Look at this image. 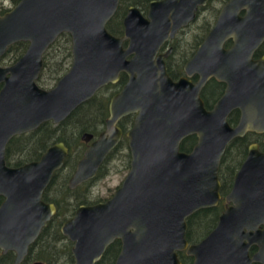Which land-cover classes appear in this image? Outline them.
I'll return each mask as SVG.
<instances>
[{"label":"water","instance_id":"water-1","mask_svg":"<svg viewBox=\"0 0 264 264\" xmlns=\"http://www.w3.org/2000/svg\"><path fill=\"white\" fill-rule=\"evenodd\" d=\"M119 1L18 0L0 14V56L13 43L28 42L13 65L0 66V194L5 198L0 249L17 252L13 264L23 260L55 212L40 197L67 154L58 142L38 161L11 168L4 161L7 142L43 121H62L125 72L127 82L110 98L105 132L91 142V134L82 136L89 143L69 186L95 176L118 141L121 131L115 123L135 113L128 132L130 168L111 198L79 206L62 224V234L74 242L75 264H96L115 239L121 248L114 264H180L177 252L183 250L193 257L192 264H264V152L255 145L234 174L225 197L231 204L215 227L196 243L186 238L187 217L218 203V171L228 143L247 131L264 132V57L252 58L264 40V0L222 5L185 65L188 75L199 74L196 83L186 77L173 81L157 51L208 0H153L146 17L130 5L123 34L116 36L106 24ZM64 32L71 37V66L53 87L41 88L36 79L42 55ZM228 39L232 44L225 47ZM209 78L225 87L206 109L200 89ZM234 110L239 119L231 125L228 116ZM191 134L197 137L192 149L180 150ZM252 245L258 248L250 256Z\"/></svg>","mask_w":264,"mask_h":264},{"label":"flooded vegetation","instance_id":"flooded-vegetation-1","mask_svg":"<svg viewBox=\"0 0 264 264\" xmlns=\"http://www.w3.org/2000/svg\"><path fill=\"white\" fill-rule=\"evenodd\" d=\"M121 1L122 0L119 1V5ZM151 1L153 0H141L140 3H138V6L135 5L140 10L141 14L145 17L148 13L149 4ZM226 1L227 0H222L219 2L220 4L218 3L219 6H216L217 13L212 23V26L217 18L220 8ZM208 3H209V0L207 1L205 5L198 6L195 19L193 21H190L187 25L179 28V30L175 33V35L172 38L170 37L167 40H165L163 44L160 46L159 50L157 51V55L162 56V60L164 61V65L166 67V72L173 81H178L181 77H186L190 79L193 83H196L199 79V74L197 72H194L191 75H188L185 71V65L194 55L199 44L202 42L207 32L211 29V28L208 30L206 29L208 22H206L205 19L202 23H200V25L197 24V21L200 18L199 17L200 14H202L203 10L207 8ZM119 5H118V8H119ZM130 5L132 4L127 5L126 10L124 11V14L122 15V18H121L122 33L114 34L107 28L112 34L116 36H120L123 34L122 20H123L124 15L126 14L127 8ZM244 13H245L244 9L239 11V15H243ZM113 16L110 18L109 21H111ZM107 24H106V27H107ZM192 26H194L193 31L191 30ZM18 42H25V41H18ZM18 42H15V43H18ZM184 42L185 44L183 46ZM25 44H26V47L18 48V50L17 48L10 49L9 48L11 46L10 45L7 51L2 56H0V66L6 67V66L13 65L25 53L27 46H28V42H25ZM126 44H127V40H124L123 46L125 47ZM231 44H232V40L228 39L224 43V46L229 47ZM45 52L42 55L43 66L36 79V83L38 84V86H40L38 82L39 77H41L44 72ZM262 57H264V40L258 45V47L254 50L252 54V58L254 60L260 59ZM71 61H72V52H71ZM121 78H124V80L122 82V85H120V87L118 88V90H115L113 93L108 92L107 94L103 92L105 87H107L109 84L118 83L119 80H122ZM127 79H128L127 74L125 72H122L117 82L108 83L102 86L93 95L94 97L98 98L97 100H99L97 102V107H98V103L102 104L103 102L100 100H103L104 97L106 98V112L101 111V110H100L101 112L100 111L98 113L95 112L94 114L95 116L92 117L91 121H89L88 123H85L84 126L87 128L81 130V133L78 139V141L80 140L83 147L80 150V153L77 157H76V115L70 118L72 121L66 122V119L68 117H70L73 113H76V108L65 119H63L60 122H54L52 120L43 121L34 129H31L21 134L14 135L7 142L5 153H4V161L6 165L11 168L20 167L25 164L38 161L41 158V156L44 154L47 148H49L50 146L58 142H62L67 148V154L65 155L63 164L59 168L53 171L52 178L50 182L47 184V186L43 189L41 197H40V200L43 203L52 204L55 208V212L50 217V219L46 222V224L41 227L38 236L29 244L28 252L19 264H34L35 262H40L42 264H49V262L44 260L42 256L49 252L48 243H49L50 237H51V241L57 245L58 253L59 255L61 254L60 257L61 256L63 257V264H69V263L75 264V259H74V255L72 252V247L74 245V242L71 239H69L66 235L62 234L61 226L65 221H67L68 219L74 216L76 209L79 206L93 205L98 202H104L108 200L109 198H111L113 194L115 193L116 189L120 186L124 176L127 174L130 168L131 153H130V147H129L130 138L128 136V132L133 127V124H134L133 119H134L135 113L126 114L122 116L121 118H119L117 122L115 123V126L121 131L118 141L116 142L115 146L107 153V155L102 160V162L99 164L95 176L82 182L81 184L73 188L69 186V182H70L72 175L74 174L76 165L78 161L80 160L88 143L93 140L98 139L100 137V134L105 132L106 120L108 119L110 115L109 108H108L110 98L122 88V86L127 82ZM58 80L59 79H57V81ZM56 82L54 84H56ZM213 82L218 83L221 87V90L218 92V94L214 91L209 90V88H211L210 84ZM54 84L50 86L53 87ZM50 86L48 85V87H45V88L41 86L40 87L44 89H49L51 88ZM224 87H225V84L217 81L215 78H209L205 82V84L200 89V97L202 98L206 109L212 108L214 103L222 95L224 91ZM93 96L91 98H93ZM208 100H212V103L209 106L208 104H206V101ZM100 108H103V106H100ZM232 114H233V119L230 122L229 117ZM238 119H239L238 110L232 111L231 114L228 116V121L230 122L231 125H235ZM71 124H72V127H71ZM64 125H66L67 127ZM63 128L64 130L61 133H64V132L70 133L68 136L66 135L68 142L58 139L60 135V131ZM50 130L52 131L54 135V138L52 139L48 137ZM85 133L92 135V138L90 139L89 142H85L82 139V136ZM33 134L37 136L38 140L37 138H34L35 136L33 137ZM35 139L37 141H35ZM196 141H197V137L195 134L188 135L181 141L180 150H182L181 149L182 142H186V143H189L188 150H182V151L189 152L194 146V144L196 143ZM251 145H255L259 152H264V132L247 131L244 135L233 138L228 143L224 151V154L220 160L219 171H218V178L220 182V186H219L220 198L218 200V203L215 206L203 208V209H209V208L219 207L220 211L217 215V220H218V216L224 211L225 207L231 204L230 202L228 203L225 201V197L231 191L233 184H234V174L238 170V168L241 166L244 159L246 158ZM235 157L237 158L236 160H234ZM116 158L123 159L122 164H125V168L123 171L124 172L123 178L121 182L119 183V185H117L115 191L111 193L110 195L106 197H99L95 200H92L90 198L92 194V190H91L92 184L104 172L107 173L108 170L104 171L103 169H107L109 166V163L112 162ZM230 162H233L236 165L235 168H232V174L224 173L226 163L229 164ZM230 167L231 166L228 165V168ZM79 198L82 199L81 201L83 202L81 201L76 202V199H79ZM4 199H5L4 196L0 194V205L3 203ZM259 228L260 229L263 228V225H260ZM196 242L188 241V243H196ZM120 248H121V241L119 239L113 240L106 247L104 251L105 253H103V255L98 260V262H96V264L103 261L104 259H108L110 260L109 261L110 264H114L116 257L120 252ZM257 248L258 247L256 245H252L249 248L250 256L257 250ZM16 254L17 252L15 250L3 251L2 249H0V264H13L16 258ZM177 255H178L180 264H192L193 263V257L190 255H187L184 250L178 251ZM184 256L186 257L185 261L183 258ZM53 257L56 258V256H53ZM58 262L59 260H57L56 262H53L52 264H58ZM60 263H61V260H60ZM252 264H260V263L253 262Z\"/></svg>","mask_w":264,"mask_h":264},{"label":"trees","instance_id":"trees-1","mask_svg":"<svg viewBox=\"0 0 264 264\" xmlns=\"http://www.w3.org/2000/svg\"><path fill=\"white\" fill-rule=\"evenodd\" d=\"M13 1L15 3L18 2V0H13ZM140 1L141 0H122L120 2V5H119L117 12L115 13V15L113 16L111 21L108 22L107 28L114 34H121L122 33L121 18H122V15L124 14V11L126 10L127 5L132 4V5L138 6V3H140ZM214 1L215 0H209L207 7H210L211 2L214 3ZM216 1H217V3H219L222 0H216ZM8 9H9L8 7L0 6V14L6 12ZM210 10L212 11L213 15L216 17L217 7H214V9H210ZM214 19H215L214 17L211 18V20H213V21H214ZM205 20H206V22H208L207 27H206V29L208 30L211 28L213 21H209V19H207V18ZM24 47H26L25 42H18V43L11 45L9 48L10 49L17 48V50H18V48H24ZM53 49L58 50V54L57 53L54 54V56L57 55L55 62L53 63L54 64L53 71H54L55 77L53 76V77H50L49 79H46L43 77V75L45 74L43 72L42 76L39 77L38 82H39V85L41 87H44V88L48 87V85L50 86L49 80L54 79L56 81V79H59V77L62 76L68 69V63H70V60H71V38H70V35L66 32L61 33L57 37V39L48 47V49L46 50V52L44 54V71L46 70V67H49L50 64H52L51 63L52 61L50 59H51V56L53 55L51 53L52 52L51 50H53ZM21 51H23V50H21ZM59 55L61 58H58ZM66 64H67V66H66ZM121 79L122 80H119L118 83L109 84L107 87H105L104 91L107 90L109 93H113L115 90H118L120 85H122L124 78H121ZM210 86H211V88H209V90L214 91L217 94L221 90L220 85L216 82L211 83ZM101 95H103V94H101ZM97 99H98L97 97H93L90 100L83 103L82 105H80L78 108H76V113H73L70 117H68L66 119V122L72 121L70 118H72L75 115L78 118V116L80 114L82 116V115H85L87 113H90V111H95L96 113H98L101 110V111L106 112V98L104 97L103 100H100L103 102H102V104L98 103V107H97V102L99 100H97ZM211 103H212V100L206 101V104H208V106L211 105ZM100 106H103L104 109L100 108ZM92 108H94V109H92ZM233 114L229 117L230 122L233 119ZM88 122H89L88 120H84V122H83L84 124L81 127V130L87 128L84 125H85V123H88ZM64 126H66V125H64ZM64 128L61 129L58 139L64 140L65 142H68L67 136L70 133H68V132L61 133L64 130ZM81 130L76 132V142H78ZM33 137L37 138V136L35 134H33ZM48 137L50 139L54 138V135H53L51 130L49 132ZM37 140H38V138H37ZM37 140L35 139V141H37ZM76 146H78V145H76ZM188 147H189V143L182 142V144H181L182 150H188ZM81 149L76 147V157L79 155ZM236 159L237 158L235 157L234 160H236ZM228 165H230L231 167L228 168ZM121 166H122V169L124 170L125 164H121ZM235 166L236 165L233 162H230L229 164L226 163L224 173L232 174V168H235ZM81 200L82 199H80V198L76 199V202H80ZM81 202H83V201H81ZM219 211H220L219 207H214V208H209V209H200V210L194 212L193 214H191L187 218V232H186L187 240L189 242H196V241L200 240L201 238H203L207 233H209L211 231V229L214 227V225L216 224L217 215H218ZM57 231H58V229H57ZM48 250H49V252L47 254L43 255L42 258L44 260H46L47 262H49V264H52L53 262H56L57 260H59V262H58V264H59L62 256L60 257L61 254L59 255V253H58L57 245L51 241V237L49 238ZM53 256H56V258ZM183 258L185 261L186 257L184 256ZM109 261L110 260H108V259H104L103 261H101L97 264H110ZM69 264H72V263H69Z\"/></svg>","mask_w":264,"mask_h":264},{"label":"rangeland","instance_id":"rangeland-1","mask_svg":"<svg viewBox=\"0 0 264 264\" xmlns=\"http://www.w3.org/2000/svg\"><path fill=\"white\" fill-rule=\"evenodd\" d=\"M15 5V2L13 0H0V6L3 7H8V8H12ZM219 6L217 1L215 0L214 3L211 2L210 7H207L205 10H203L202 14H200V18L197 21V24L200 25V23H202L204 21V19H209V21H213L211 20L212 17L215 18V16L213 15L212 11L210 9H214V7ZM191 30H194V26L191 27ZM185 42L183 43L184 46ZM52 52V56H51V63L49 67H46V70L44 71V75L43 77L46 79H49L50 77H55L54 71H53V66H54V62L56 59V56H54V54H58V50L53 49L51 50ZM58 58H61L60 55L58 56ZM59 60V59H58ZM71 65V60L70 63H68V68ZM67 66V64H66ZM68 70V69H67ZM61 77V76H60ZM50 81V85H53L56 81L54 79L49 80ZM55 85V84H54ZM51 87V86H50ZM105 94L108 93L107 90L104 91ZM94 109V108H92ZM95 111H90V113H87L85 115L81 114L78 116H76V132H78L79 130H81V127L83 126V122L84 120H88L91 121L92 117H94L95 115ZM72 127V124H71ZM80 140L78 142H76V147H78L79 149H81L83 147V145L81 144ZM122 160L121 158H116L114 159L112 162L109 163V166L107 169H103L104 171H107V173H103L100 177H98L94 183L91 186V190H92V194L90 196V198L92 200H95L99 197H106L108 195H110L111 193H113L117 187V185H119V183L121 182L122 178H123V169H122ZM63 264V257L61 259V263Z\"/></svg>","mask_w":264,"mask_h":264},{"label":"bare ground","instance_id":"bare-ground-1","mask_svg":"<svg viewBox=\"0 0 264 264\" xmlns=\"http://www.w3.org/2000/svg\"><path fill=\"white\" fill-rule=\"evenodd\" d=\"M94 97V96H93ZM105 253V252H104Z\"/></svg>","mask_w":264,"mask_h":264}]
</instances>
